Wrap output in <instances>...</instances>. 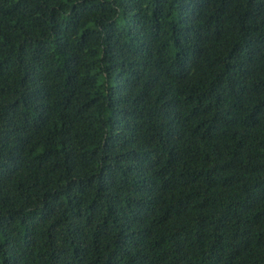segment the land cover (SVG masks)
<instances>
[{"label": "trees", "instance_id": "trees-1", "mask_svg": "<svg viewBox=\"0 0 264 264\" xmlns=\"http://www.w3.org/2000/svg\"><path fill=\"white\" fill-rule=\"evenodd\" d=\"M0 264H264V0H0Z\"/></svg>", "mask_w": 264, "mask_h": 264}]
</instances>
